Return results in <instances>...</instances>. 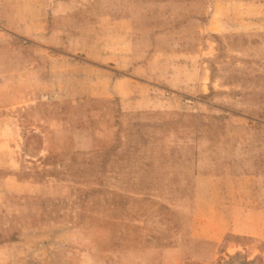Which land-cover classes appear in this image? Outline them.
<instances>
[{
	"label": "rangeland",
	"instance_id": "obj_1",
	"mask_svg": "<svg viewBox=\"0 0 264 264\" xmlns=\"http://www.w3.org/2000/svg\"><path fill=\"white\" fill-rule=\"evenodd\" d=\"M37 2V38L0 34L9 63L35 49L38 65L37 103L0 108V140L17 145L0 151V264H264V233L227 235L210 262L191 260L182 234L196 176L264 174V0H116L129 54L95 74L48 45ZM140 95L174 102L129 109Z\"/></svg>",
	"mask_w": 264,
	"mask_h": 264
},
{
	"label": "crops",
	"instance_id": "obj_2",
	"mask_svg": "<svg viewBox=\"0 0 264 264\" xmlns=\"http://www.w3.org/2000/svg\"><path fill=\"white\" fill-rule=\"evenodd\" d=\"M39 4L42 7L46 2ZM115 4L118 5L116 0H48V22L52 25L48 26V45L62 48L67 56H85L88 59L86 63L94 67L92 74L99 72V68L95 67L101 62L108 63L113 70H121L118 60L122 63L127 61L129 49L126 48L125 41L132 35V18L126 13L114 17L110 11L116 8ZM37 6V0H0V34L6 31L22 34L20 38H37ZM20 9H28V13L22 14ZM63 22L74 23L76 31L53 27L54 24ZM22 25L26 27L21 32ZM110 34H115L113 37L117 45L107 46L108 43L105 41ZM35 52V49L21 51L18 54L19 58L9 63L5 59L6 53L0 51V78L9 73L18 75L20 79L15 85L0 86V108L37 103L31 98L28 90L36 84V80L33 79L38 66L37 60L33 58ZM82 64L85 65L84 62ZM80 70L84 71V68L80 67ZM66 72H68L66 69L60 70V74ZM76 81L78 82L76 86L85 87V84H81L83 81L80 78ZM112 82L117 83L116 80ZM110 85L111 80L107 88H110ZM133 88L136 89L134 91L136 93H144L140 85H133ZM117 95L126 96L118 93ZM82 96L94 98L97 95L84 92ZM173 102L172 96L140 95L133 97L126 106L131 110L168 111ZM12 150L16 151L17 145L11 148L9 143L0 140V151ZM183 217L184 222L185 220L188 222L187 228L182 230L185 236L183 247L190 250L187 254L194 261H212L227 235L250 234L255 238H261L264 233V174L221 173L196 176L192 209Z\"/></svg>",
	"mask_w": 264,
	"mask_h": 264
}]
</instances>
